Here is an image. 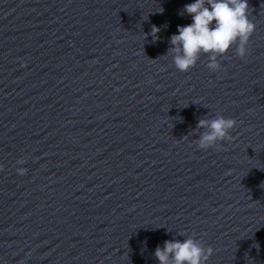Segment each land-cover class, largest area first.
Wrapping results in <instances>:
<instances>
[{"label": "clouds", "instance_id": "1", "mask_svg": "<svg viewBox=\"0 0 264 264\" xmlns=\"http://www.w3.org/2000/svg\"><path fill=\"white\" fill-rule=\"evenodd\" d=\"M248 9V0H195L185 4L181 14L189 15L192 23L177 26L178 34L170 37L168 53L173 54L175 67L186 72L195 67L200 56L205 54L209 70L217 71L221 67L217 58L225 55L233 45H236V54L245 57L248 41L255 29ZM159 32L160 28L153 25L151 32L145 34V39L151 35L156 41ZM236 125L235 119L220 114L212 119L201 118L196 128L204 131L199 134L198 147L208 149L220 141L231 140L230 131ZM17 163L23 164L24 160ZM17 172L24 175L27 169L20 167ZM213 251L211 246L205 247L200 240L188 237L183 241H164L162 247H156L154 256L159 264H206Z\"/></svg>", "mask_w": 264, "mask_h": 264}]
</instances>
